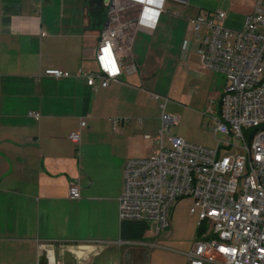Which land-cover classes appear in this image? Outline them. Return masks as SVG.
Wrapping results in <instances>:
<instances>
[{
    "label": "crops",
    "instance_id": "0c3cea01",
    "mask_svg": "<svg viewBox=\"0 0 264 264\" xmlns=\"http://www.w3.org/2000/svg\"><path fill=\"white\" fill-rule=\"evenodd\" d=\"M111 1L103 0L102 12L88 0H0V264H138L141 254L151 264L147 230L129 238L119 200L126 161L158 146L163 109L152 94L166 97L171 111L174 97L206 108L209 122L221 114L225 77L219 85L218 73L197 53L183 55L182 43L192 39L190 19L201 12L225 10V24L242 29L254 0H166L154 28L147 19L136 25L140 7L126 8L127 47L117 54L135 71L97 90L84 78L43 75L47 68L73 75L98 69ZM82 120L76 145L69 134ZM73 184L79 199L69 197ZM161 235L155 238H168Z\"/></svg>",
    "mask_w": 264,
    "mask_h": 264
},
{
    "label": "built area",
    "instance_id": "2783aa9c",
    "mask_svg": "<svg viewBox=\"0 0 264 264\" xmlns=\"http://www.w3.org/2000/svg\"><path fill=\"white\" fill-rule=\"evenodd\" d=\"M165 2L112 0L111 20L96 55L98 69H80L73 75L61 68H47L42 74L84 78L94 90L108 87L124 72L136 70L133 61L123 66L117 54L120 45L127 47L128 23L120 13L138 6L136 25H143L147 19L154 28ZM226 18L225 10L197 14L190 19L192 39L182 43L183 55L197 53L205 68L226 79L221 114L214 118L212 127L216 148L174 135L172 128L180 118L166 110L167 98L153 93L156 100L164 99L160 104L162 123L155 135L158 146L147 158L126 161L119 219L121 223H146L147 233L169 237L174 207L180 199L190 197L199 239L187 253L189 264H264V131H255V124H264V0H254L253 12L246 16L240 30L229 28ZM29 116L35 120L42 117L38 111L29 112ZM113 122L117 125L120 119ZM86 126L82 120L69 134L74 144H80ZM165 135L168 146L164 145ZM234 148L240 152L221 153ZM69 197H81L79 184L70 186ZM145 245L153 249L157 242L147 241Z\"/></svg>",
    "mask_w": 264,
    "mask_h": 264
},
{
    "label": "rangeland",
    "instance_id": "374dc122",
    "mask_svg": "<svg viewBox=\"0 0 264 264\" xmlns=\"http://www.w3.org/2000/svg\"><path fill=\"white\" fill-rule=\"evenodd\" d=\"M216 1V0H214ZM219 75V85L223 84L224 77ZM222 77V78H221ZM166 98V97H164ZM161 103L164 99L160 100ZM178 99L172 97L167 111L179 116V122L173 127L174 133L182 135L188 142L214 147L216 143L215 134L212 130L214 119L209 122L204 119L203 112L205 109L199 107L197 102L190 104H179ZM169 105V103H168ZM219 115L214 116L217 118ZM209 122V123H208ZM228 153H239V149L228 150ZM176 212L173 218V234L166 238L161 235L158 239L153 233H147V241L157 242V246L150 251L151 264H189L187 253L194 242L199 239V227L197 225V216L190 213L193 205V199L185 197L180 199L176 204ZM162 238V239H161Z\"/></svg>",
    "mask_w": 264,
    "mask_h": 264
},
{
    "label": "trees",
    "instance_id": "16d2710c",
    "mask_svg": "<svg viewBox=\"0 0 264 264\" xmlns=\"http://www.w3.org/2000/svg\"><path fill=\"white\" fill-rule=\"evenodd\" d=\"M89 4L97 11H104L103 0H88ZM257 127H255V131ZM129 238L138 239L146 232L148 226L143 222L124 221L122 222Z\"/></svg>",
    "mask_w": 264,
    "mask_h": 264
},
{
    "label": "flooded vegetation",
    "instance_id": "af4514ba",
    "mask_svg": "<svg viewBox=\"0 0 264 264\" xmlns=\"http://www.w3.org/2000/svg\"><path fill=\"white\" fill-rule=\"evenodd\" d=\"M137 262L138 264H149V256L146 254H141Z\"/></svg>",
    "mask_w": 264,
    "mask_h": 264
},
{
    "label": "bare ground",
    "instance_id": "6f19581e",
    "mask_svg": "<svg viewBox=\"0 0 264 264\" xmlns=\"http://www.w3.org/2000/svg\"><path fill=\"white\" fill-rule=\"evenodd\" d=\"M256 131H264V124H255Z\"/></svg>",
    "mask_w": 264,
    "mask_h": 264
},
{
    "label": "water",
    "instance_id": "95a60500",
    "mask_svg": "<svg viewBox=\"0 0 264 264\" xmlns=\"http://www.w3.org/2000/svg\"><path fill=\"white\" fill-rule=\"evenodd\" d=\"M106 27H107V24H106Z\"/></svg>",
    "mask_w": 264,
    "mask_h": 264
}]
</instances>
